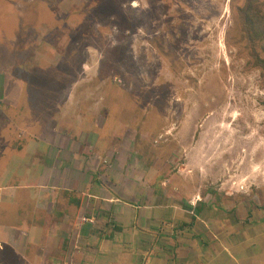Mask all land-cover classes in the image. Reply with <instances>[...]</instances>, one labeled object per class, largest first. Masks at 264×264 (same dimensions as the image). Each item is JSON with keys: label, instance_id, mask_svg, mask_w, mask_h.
<instances>
[{"label": "rangeland", "instance_id": "374dc122", "mask_svg": "<svg viewBox=\"0 0 264 264\" xmlns=\"http://www.w3.org/2000/svg\"><path fill=\"white\" fill-rule=\"evenodd\" d=\"M245 1L0 0L7 90L0 142L14 145L11 120L36 127L38 136L50 123L57 148V128L75 134L81 119L96 128L86 149L124 177L119 184L114 177L116 189L128 188L138 160L154 180L186 169L181 144L198 182L225 191L246 182L264 188V78L235 19ZM254 5L264 15V0ZM63 30L70 39L62 53L54 42L60 37L50 34ZM29 100L38 104L27 107ZM23 110L32 120L19 116ZM102 131L114 137L105 141L108 153L94 143ZM128 192L125 198L142 201Z\"/></svg>", "mask_w": 264, "mask_h": 264}, {"label": "crops", "instance_id": "0c3cea01", "mask_svg": "<svg viewBox=\"0 0 264 264\" xmlns=\"http://www.w3.org/2000/svg\"><path fill=\"white\" fill-rule=\"evenodd\" d=\"M3 82L0 112L7 109ZM29 101L27 107L38 104ZM19 116L32 120L28 111ZM16 121L5 122L14 145L0 142V264H264V188L246 182L225 191L198 182L189 177V148L180 143L186 169L154 180L138 160L128 188L116 189L124 177L86 149L95 135L91 122L76 119L75 134L58 127L54 148L56 127L49 123L51 133L38 136L36 127ZM105 133L94 143L108 153L114 137ZM128 191L142 201L125 198Z\"/></svg>", "mask_w": 264, "mask_h": 264}, {"label": "trees", "instance_id": "16d2710c", "mask_svg": "<svg viewBox=\"0 0 264 264\" xmlns=\"http://www.w3.org/2000/svg\"><path fill=\"white\" fill-rule=\"evenodd\" d=\"M90 8L91 6L85 9L89 14H92L90 13ZM137 9L138 8H135V10ZM235 19L238 24H241V32L242 34L244 33L243 38L245 37L247 41L246 47L248 48L249 55L252 56L254 60L253 66L260 70L261 76L264 78V15H262L259 7L254 5V0H247L237 9ZM80 27H82V25ZM51 34V38H55L56 36L60 37V40H54V42L55 46L63 53V48L66 46L67 40L70 39L68 38L69 35H67V30H63V33H56L55 31L52 35ZM80 34L81 33H79V35ZM80 38L85 39L86 37Z\"/></svg>", "mask_w": 264, "mask_h": 264}]
</instances>
